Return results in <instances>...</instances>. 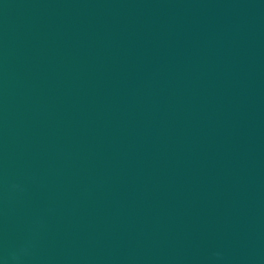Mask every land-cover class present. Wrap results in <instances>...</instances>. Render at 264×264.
<instances>
[{
  "label": "water",
  "instance_id": "water-1",
  "mask_svg": "<svg viewBox=\"0 0 264 264\" xmlns=\"http://www.w3.org/2000/svg\"><path fill=\"white\" fill-rule=\"evenodd\" d=\"M0 264H264V0H0Z\"/></svg>",
  "mask_w": 264,
  "mask_h": 264
}]
</instances>
